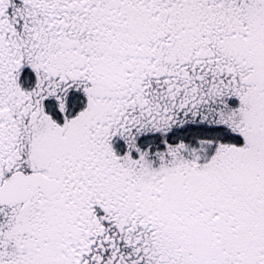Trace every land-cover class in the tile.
Here are the masks:
<instances>
[{
	"label": "snow or ice",
	"instance_id": "1",
	"mask_svg": "<svg viewBox=\"0 0 264 264\" xmlns=\"http://www.w3.org/2000/svg\"><path fill=\"white\" fill-rule=\"evenodd\" d=\"M0 264H264V0H0Z\"/></svg>",
	"mask_w": 264,
	"mask_h": 264
}]
</instances>
